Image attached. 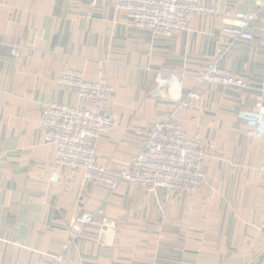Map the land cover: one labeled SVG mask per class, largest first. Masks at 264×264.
Wrapping results in <instances>:
<instances>
[{"label": "crops", "instance_id": "obj_1", "mask_svg": "<svg viewBox=\"0 0 264 264\" xmlns=\"http://www.w3.org/2000/svg\"><path fill=\"white\" fill-rule=\"evenodd\" d=\"M117 0H3L0 11V264H264V137L251 138L238 113L264 90V9L237 39L233 17L244 0H199L214 17L193 16L186 31L154 39L135 28ZM15 50L16 55H12ZM218 61L246 89L199 84ZM73 69L113 88L114 137L102 135L97 162L115 177L141 146V129L169 117L203 140L201 187L182 198L120 183L114 193L62 168L40 129V102L81 104L59 90ZM175 76L162 96L155 74ZM193 91L202 115L175 111ZM209 144L213 149H209ZM208 146V148H207ZM207 148V149H206ZM98 209L115 223L92 224L66 251L74 219Z\"/></svg>", "mask_w": 264, "mask_h": 264}, {"label": "built area", "instance_id": "obj_2", "mask_svg": "<svg viewBox=\"0 0 264 264\" xmlns=\"http://www.w3.org/2000/svg\"><path fill=\"white\" fill-rule=\"evenodd\" d=\"M252 3L256 10L234 15L233 29H224L237 39L250 42V25L258 19L264 9V0H244ZM4 8L0 0V11ZM116 9L124 12L131 24L154 39H170L186 31L193 16L214 17L219 13L214 8L200 4L199 0H117ZM16 55V51H11ZM175 76L156 72L157 90L154 95L162 96ZM197 85L210 84L230 89H246L243 80L221 69L218 61L210 64L195 78ZM57 85L59 90L75 94L81 104L89 108L74 107L59 102H40V129L44 142L54 149L52 180H57L62 168L78 170L86 184L95 185L114 193L120 183L140 187L148 193L161 189L174 198L198 190L204 182L203 171L207 154L198 134H189L181 124L171 117L155 122L150 128L140 130L141 146L128 164L115 177L107 173L106 167L97 162L96 144L100 136L114 137L116 121L108 113L113 101V88L105 77L95 81L86 79L85 73L73 69L61 73ZM253 108L238 113L247 127L251 138L264 137V90H259ZM185 110L202 115L199 98L189 91L181 99L175 111ZM213 149V146H210ZM264 180V164L257 169ZM102 217V225L114 228L115 223L103 217L98 209L87 212L72 221L69 240L62 246L66 251L82 237L85 231Z\"/></svg>", "mask_w": 264, "mask_h": 264}, {"label": "rangeland", "instance_id": "obj_3", "mask_svg": "<svg viewBox=\"0 0 264 264\" xmlns=\"http://www.w3.org/2000/svg\"><path fill=\"white\" fill-rule=\"evenodd\" d=\"M171 84H172V82H171ZM156 85H157V83H156ZM207 85H210V84H207ZM213 86H217V85H213ZM219 87H220V86H219ZM110 104H111V103H110ZM110 104H109V105H110ZM107 108H108V113H109L111 116H113V115L111 114L110 110H109V106H108ZM196 113H197V112H196ZM113 118H114V117H113ZM172 118H173V117H172ZM114 120H115V119H114ZM158 122H160V121H158ZM154 123H155V122H154ZM154 123H153V124H154ZM153 124H152V125H153ZM184 131H185V130H184ZM189 134H191V133H189ZM193 134H194V133H193ZM195 134H196V133H195ZM202 141H203V140H202ZM210 146H211V145L209 144V149H210ZM212 146H213V145H212ZM204 148H205V147H204ZM207 148H208V146H207ZM207 148H206V149H207Z\"/></svg>", "mask_w": 264, "mask_h": 264}]
</instances>
